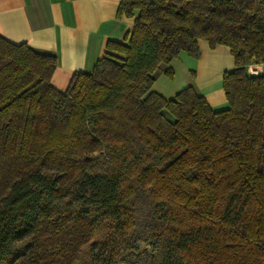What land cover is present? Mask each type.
<instances>
[{
  "label": "trees",
  "instance_id": "obj_1",
  "mask_svg": "<svg viewBox=\"0 0 264 264\" xmlns=\"http://www.w3.org/2000/svg\"><path fill=\"white\" fill-rule=\"evenodd\" d=\"M117 13L131 29L64 90L54 54L0 35V264H264V72L245 70L264 62V0ZM199 38L233 56L225 108L152 89Z\"/></svg>",
  "mask_w": 264,
  "mask_h": 264
},
{
  "label": "crops",
  "instance_id": "obj_2",
  "mask_svg": "<svg viewBox=\"0 0 264 264\" xmlns=\"http://www.w3.org/2000/svg\"><path fill=\"white\" fill-rule=\"evenodd\" d=\"M120 1L0 0V35L12 43H25L35 50L54 54L56 67L50 82L58 90H64L74 72L91 71L106 51L108 40L121 41L131 29L133 16L117 13ZM198 44L202 53L193 65L189 63L191 56L180 53L170 62L173 77L157 71L152 89L169 98L192 85L206 96L210 106H217L220 97L205 91L212 83L222 85L223 70L233 67V56L226 45L211 47L203 38Z\"/></svg>",
  "mask_w": 264,
  "mask_h": 264
},
{
  "label": "rangeland",
  "instance_id": "obj_3",
  "mask_svg": "<svg viewBox=\"0 0 264 264\" xmlns=\"http://www.w3.org/2000/svg\"><path fill=\"white\" fill-rule=\"evenodd\" d=\"M200 39L201 38L198 39V42L200 41ZM198 47H199V56H201L200 54L202 53V50H201L199 44H198ZM189 60H190L189 63H191L193 65L196 62L197 58L196 57H189ZM203 60H204V56H203ZM231 63H233V61H231ZM192 65L190 67H191V70L193 71L194 70V66H192ZM256 68H257V64H255L254 61L250 60V61H248L246 63L245 70H246L247 74H249V75H257ZM262 68H264V65H262ZM225 69H229V68L227 67ZM258 71H259V69H258ZM204 76H205V74L203 73V77ZM208 91L211 92V96H215L217 98L220 97V99H221V103L219 105L217 104V106H213V105L211 106L213 109H221V108H225V107L228 106V101H227L226 97L224 96L222 85H220V83H218V82L217 83H212L211 86L209 87V89L207 91H205V93L208 92ZM211 96L208 95L209 99H210ZM204 97L206 98V96H204ZM153 204H154L153 201H149V204H147V205L145 204L144 205V211L147 212L153 206ZM139 247L140 248H145L147 246L145 245V242L141 241V242H139ZM87 249H88V247H85L83 249V251L81 252V256H80L81 260H83V258H85L86 252H87L85 250H87ZM93 252H97V250H94ZM121 264H127V263H121Z\"/></svg>",
  "mask_w": 264,
  "mask_h": 264
},
{
  "label": "built area",
  "instance_id": "obj_4",
  "mask_svg": "<svg viewBox=\"0 0 264 264\" xmlns=\"http://www.w3.org/2000/svg\"><path fill=\"white\" fill-rule=\"evenodd\" d=\"M254 63L257 64V68H256L257 74L261 73V72H264V68H262V65H264V62H255L254 61ZM258 69H259V71H258Z\"/></svg>",
  "mask_w": 264,
  "mask_h": 264
}]
</instances>
